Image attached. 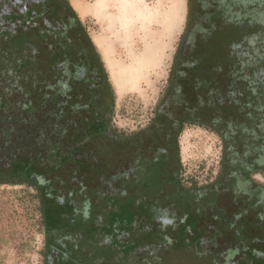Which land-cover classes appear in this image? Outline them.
<instances>
[{
    "label": "rangeland",
    "instance_id": "1",
    "mask_svg": "<svg viewBox=\"0 0 264 264\" xmlns=\"http://www.w3.org/2000/svg\"><path fill=\"white\" fill-rule=\"evenodd\" d=\"M35 1L0 0V49L3 48L0 51V72L4 70L8 73V77L3 81V86L6 87L1 90V93L6 96H12L14 92L18 93L19 91L18 89L12 91L9 80L11 68L14 69L19 62H16V59L19 57L23 59L36 58L41 55V48H37L38 42L34 36L37 35L36 26L31 25L32 16L26 11ZM68 1L88 29L101 55L112 85L114 93L112 125L116 130L126 135L147 128L154 116L156 106L164 96L173 61L181 45L186 27L187 0H140L144 12L150 16V19L146 20L148 23L144 26L140 23L137 24L136 31L132 33L133 36L127 39L123 37L125 32L120 25L111 27L107 19V16L111 14L101 13L102 10L98 8L99 0ZM241 1L244 6L242 10L247 13L248 17L243 18L244 22H240L241 19H239L238 27H244L245 33H248L249 37H253L241 48H237L234 56L237 59L241 58L242 54H249V64H251L253 60H257L253 58L254 49H257L256 52L258 53L264 51V0ZM246 3H249V6L245 5ZM257 14L259 15L255 16ZM247 18L251 19L253 23L257 22L255 20L259 22L255 25L251 24L249 26L251 28L247 29L244 26V23L248 22ZM143 35L160 36L158 54L161 52V58L159 55L161 61L159 65L145 74L146 76L140 77L137 82L131 80L127 73L126 77L117 75L116 69L127 68L132 63L131 55L138 54L143 49L144 44L141 38ZM45 82L43 81V83ZM45 86L36 89L41 93H39L41 97L45 93L50 94V92L45 91ZM62 99L64 96H59L55 98L54 103L60 106L63 102ZM44 102L41 105L42 110L40 108L41 115L43 114L39 122L41 131L38 132L41 142L45 146L59 145L64 137H61V132H52L51 127L60 122V119L58 120L57 113L53 112L51 103H47V105V101L44 100ZM89 115L92 116L90 112ZM77 121H82L83 127L81 128L79 124L76 126L73 146L70 145V138H68L66 148L61 150L54 148L46 155L42 153L41 159L36 161L33 173L39 175L45 172V176H49L47 179L40 180V183L36 184L37 186L30 184L0 185V264H46L47 229L54 240L58 235L79 237V245L83 248L85 246L96 247L102 241L109 239V252L106 254L105 251L104 255L108 258L111 253L119 251L120 255L116 259V264H119L118 262L120 264H134L139 258L151 262L155 256L162 255V250L163 253L168 252L166 256H170L169 261H167L168 264H181L187 259L197 264H213V260L209 256L199 259L193 255L190 256V253L184 254L181 250H176L172 254L174 251L173 244L176 243V239L173 240L172 237L174 238L175 235H170V242L160 241L158 240L159 237H155L157 241L154 240L149 247L141 248L138 255L133 256L132 254V256L123 257L127 254L126 246L128 244L132 243L131 248L134 249L133 245L138 244L139 240H143L144 231L137 228L140 225V220L144 221L143 224L151 226L150 221L154 219V210L157 213L166 211L167 198L162 197L159 205L154 200L159 193L160 195L163 194L162 185L157 188L154 176L150 179L152 184L148 192L137 194H130V187L128 186H132V188L137 185L142 186L143 181L136 185L133 178V184H126L117 178L114 189L121 191L117 194L116 190L112 189V180L109 176L116 178L121 173L127 172L130 169V162L132 163L134 160L133 153L128 154L127 160L129 162L125 161L123 168L119 166L112 168L116 165L117 160H112V163L108 161L110 157L114 159L113 153L109 155L111 144L106 139H99L91 134L90 129L93 130L92 118L85 120L83 116H80ZM79 134L82 135V138ZM77 138L82 147L77 143ZM150 142L151 140L148 138L144 140L143 143L146 148ZM179 144L181 162L184 168L182 177L187 187H191L193 182H197L200 188L212 185L222 170L221 161L224 145L220 136L199 126H189L181 133ZM131 146L132 143L127 142L126 147H119V144H115L113 147L114 151L120 153L124 150L123 148L132 152ZM252 176L256 186L264 189V173L253 174ZM62 182L64 184L67 182L66 186L62 185ZM119 182L122 185L120 188ZM42 184L40 194H43L45 200L43 208L42 199L39 195V185ZM125 186L128 187V190ZM244 189L246 188L238 185L235 191H220L216 208L213 211L208 209L206 211L207 216L201 220V223L204 222V224L217 227L221 232L224 231V222L221 219L217 222L211 219L212 214L220 216L222 211L226 212L229 219H233L235 215L244 212L248 218L252 216L251 221H254L253 215L255 212L259 213L260 210L255 212L252 210V204L247 203L249 194L240 192ZM256 189L259 190V188ZM262 201L264 202V198ZM201 206L202 204H196L198 216L203 213ZM171 213L177 215V217L174 216L176 219L182 212L175 207V210L169 208L168 217H172ZM46 215L53 217L54 226H47L45 223L47 221ZM159 217L164 219L163 215ZM237 217V219H241L239 216ZM257 219H260L259 224L264 226V216L258 214ZM234 229L236 232L233 229L230 230L229 234L224 235L217 242H212V239L207 236L204 250L210 252L211 249L219 248L220 253L218 251V254H223L225 257L230 254L229 250L237 248L240 251L232 254L229 263L246 264L247 258L243 250L249 252L251 249L254 252V258L258 262H264V256H262V251L264 252V230H261L263 231L261 234L259 228H249V223L246 225L237 223ZM249 237L259 238L249 239ZM258 244L261 246L259 245V247ZM52 249L57 251L61 260V263L58 264H80L71 254L66 255L63 250L55 245H52ZM73 253L75 254L76 250H73ZM251 260L253 259L251 258Z\"/></svg>",
    "mask_w": 264,
    "mask_h": 264
},
{
    "label": "trees",
    "instance_id": "2",
    "mask_svg": "<svg viewBox=\"0 0 264 264\" xmlns=\"http://www.w3.org/2000/svg\"><path fill=\"white\" fill-rule=\"evenodd\" d=\"M61 1L80 19L68 0ZM255 21L259 22L258 20ZM257 22L253 23L250 19L249 26L251 24L255 25ZM252 37H249V41ZM256 50L254 49L253 58L257 60H253L251 64H249V54H242V57L233 60L231 65L228 62L227 66L220 67V61L224 62L227 55V53L221 51V48H196L191 51L178 48L164 96L155 108L150 125L139 132L126 135L116 130L112 125L113 88L110 87L112 91L110 92L109 103L105 104L103 110H101L99 101L92 104L93 108L90 111L92 116L90 117L93 120V130L90 129V132L93 136L107 140L109 136L113 135L117 137L116 142L120 143L132 140V149L137 152L138 146L135 141L138 142L140 136L148 134L154 144L158 146L155 150L157 160L165 155L171 159L168 164H172L173 171L169 176L165 178L162 176L163 170L159 167L155 168L148 175V180L142 182V189L144 190L136 189L135 192L130 191L129 193L148 192L152 184L150 179L154 176L157 188L162 185L163 193L155 196L154 200L157 205L161 203L160 199L163 197L167 198V204L172 208L177 203L184 207L181 210V215L179 214L178 218H174L177 223L168 226L167 230L164 231L161 230L160 221L156 220L158 213L154 210V219L150 221L151 226H147L145 223H140L137 226L138 229L144 231L143 240H139L138 244L135 243L133 245L134 249L131 248L132 243L128 244L126 246L128 249L127 254L123 257L132 256V254L133 256L138 255L141 248L153 244L152 242L156 240L155 237H159L158 240L160 241L170 242V235H175L174 238L172 237L173 240L176 239V243H172L174 249L172 254L176 250H181L184 254L190 253V256L193 255L199 259L202 257L208 258L209 256L213 260V264H230L232 254L240 250L237 248L229 250L230 254L225 257L223 254H218L219 248H216V250L211 249L210 252L205 251L206 237L209 236L212 242H217L221 234L222 236L227 235L232 229L236 232L234 228H236L237 223H240V225L249 223V228L256 227L260 231L264 230V226L259 224L260 219H257L258 214L264 216V202L262 201L264 189L256 186L252 179L253 174L264 173V51L258 53ZM55 60L52 53L46 57V60L42 59L41 55L36 58L23 59L19 57V59H16V62H19L14 69L11 68L9 80L12 91L13 89L19 91L18 93L13 91L12 96L1 93V90L6 87L3 86V81L8 77V73L4 70L0 72V185L30 184L37 186L36 184L40 183V180L49 177L45 176V172L39 175L33 173L36 161H39L42 157L41 154L46 155L54 148L55 150L66 148L68 138H70V145L73 146V140L76 136L75 129L77 128L75 116L72 112L75 106L71 104L69 97L65 96L66 91L69 92V89L66 88L59 92L57 88L55 83ZM185 64L187 66L183 67ZM43 78L44 80H42ZM224 79L226 83L221 81ZM43 81L46 82L43 83ZM45 84L47 85L45 86ZM40 86H45V91L50 92V94L45 93L41 97L39 90L36 91ZM171 95L175 96L173 103L168 101ZM46 96L47 99H45ZM59 96H64L60 106L54 103L55 98ZM44 100L47 101L46 104L51 103L53 112H56L58 120L60 119L61 123H55V126L51 127L52 132H61V137H64L59 145L45 146L41 142L38 132L41 131L39 122L43 114L41 115L40 108L42 110L41 105L45 103ZM189 126H199L218 134L224 145L220 175L212 185L202 188L198 186L197 182H193L192 186L188 188L182 177L184 168L180 157L179 137L184 129ZM74 134L75 136H73ZM23 135L25 137H22ZM80 137L82 138V135ZM162 137L164 138L162 139ZM165 138L168 144L165 145L167 152L164 155L160 148L163 146L161 142ZM76 140L79 144V139ZM112 153L114 159L117 160L120 153L114 150ZM116 166L118 165L116 164ZM154 166H157V164ZM29 175L30 178H28ZM125 176L127 174L118 175L116 178L112 177L111 179L120 178V182L134 183L133 180L127 183L124 180L126 179ZM135 182L137 185L140 179L138 178ZM43 184L39 185L42 208L45 200L43 194H40V187ZM61 184L66 186L67 182ZM238 185L246 188L240 192L249 194L247 203L252 204V210L254 212L260 210L259 213L255 212L256 215H253L254 221H251L252 216L248 218L244 212L235 215L233 219H229L225 211L220 212V216L212 214L211 219L214 222L220 219L224 222L223 227L225 230L220 231V234L217 227L204 224V222L201 223V220H204L207 216L206 211L208 209L213 211L216 208L220 191H235ZM118 186H122L121 183ZM128 187L125 186L126 189ZM256 188H259V190ZM165 189L168 190L165 191ZM116 193L119 194L120 191ZM196 204H202V217L198 216ZM237 216L241 219H237ZM46 219L47 221L43 222L48 227L54 226L55 222L51 215H46ZM261 234H263V231H261ZM257 242L259 243V241ZM259 245L261 246V244ZM253 246L256 245L253 244ZM259 247L258 249H260ZM243 251L247 258L246 264H264L263 261L258 262L254 258V252L251 249H249V252ZM163 252L162 250V255L155 256V259L151 262L139 258L136 259L134 264H168L167 261H169L170 256H166L168 252ZM262 256H264L263 251ZM181 264L197 263L187 259Z\"/></svg>",
    "mask_w": 264,
    "mask_h": 264
},
{
    "label": "flooded vegetation",
    "instance_id": "3",
    "mask_svg": "<svg viewBox=\"0 0 264 264\" xmlns=\"http://www.w3.org/2000/svg\"><path fill=\"white\" fill-rule=\"evenodd\" d=\"M242 4L243 2L241 0H187L186 27L179 48L188 51L196 48H221V51L227 53V55L225 56L226 60L224 62L220 61V67L227 66L228 62L231 65L232 61L236 60L234 55L237 52V48H241L244 44L249 42V34L245 33L246 29H244V27H238V20L241 19L240 22H244L243 18H245V16L248 17L247 13L242 10L244 9ZM245 5L249 6V3ZM26 11L32 16L31 25L36 26L35 32L37 35L34 36L37 38V48H41L42 59H45L51 53L56 59L55 83L59 92L66 88L69 89V92L66 91L65 96L67 95L71 104L75 106V109L72 110L75 116V123L77 125L79 124L81 127L83 123L82 121H77V118L83 116V119L89 120V112L92 111V104L94 102L99 101V103H101V110H103L105 104L109 103L112 85L105 70L101 55L88 29L61 0H36ZM247 21L248 22L244 23V26L249 29V18H247ZM186 66L187 64L183 67ZM221 81L226 83L225 79ZM174 100L175 96L171 95V99L168 101L173 103ZM81 107L82 109H80ZM147 138L151 140V137L145 134L140 136L138 142L135 141L138 146L137 152H135V150L133 151L131 146L132 152L129 149L123 148L124 150H122L120 156H118L119 158L115 164L122 167L125 161H128V154L133 153L132 156L134 155L133 162L129 164L130 169L125 173H121V175L127 174V176H125L127 180L124 179L127 183L133 180V178H136L135 181L138 180V178L140 181L144 179L143 182H145L149 178L148 175L158 167L163 170L162 176L165 178L172 173V164H168L171 159L165 155L167 152L165 145L168 144L166 138L161 142L164 147L161 146L160 148L163 152L162 154L165 156L158 160L155 155V150L158 146L151 140L149 146L146 148L143 142ZM163 138L164 137H162V139ZM116 139L117 137L113 135L109 136L107 139L112 149L115 144H119V147H126L127 142H133L129 140L120 143L116 142ZM110 140H112V142H110ZM112 149L109 155L114 150ZM112 160L114 161L115 159L110 157L108 161L112 163ZM155 164H157V166L153 167ZM109 177L112 178L111 176ZM111 180L113 185L112 189H114L116 180ZM138 186L139 185L133 188L144 190L142 186ZM133 188L130 186V191L135 192ZM114 190H116V192L120 191L118 189ZM167 190L168 189H165V191ZM124 193L126 194V192ZM169 207L170 206L167 205L166 211L158 213L156 219L160 221L161 230L163 231L167 230L168 226L177 223L174 219V216L177 217L175 213L171 214L172 217H168L167 213ZM175 207H177L178 211L184 208L181 204L175 205L173 207L174 210ZM170 208L173 209L172 207ZM160 215H163L164 219H161L159 217ZM140 223L143 222L140 221ZM46 236V264L61 263L58 253L55 249H52V245L63 250L66 255L71 254L80 264H116V259H118L120 255L119 251H115L111 253L108 258L105 257V251L106 254L109 252V239L104 242L102 241V243L96 247L85 246V248H83L79 245V237L74 238L69 235H58L54 240V237L48 229ZM222 237L221 234L219 239H222ZM73 250H76L75 254ZM66 261L68 262V260ZM118 263L120 264V262Z\"/></svg>",
    "mask_w": 264,
    "mask_h": 264
},
{
    "label": "bare ground",
    "instance_id": "4",
    "mask_svg": "<svg viewBox=\"0 0 264 264\" xmlns=\"http://www.w3.org/2000/svg\"><path fill=\"white\" fill-rule=\"evenodd\" d=\"M98 8L102 10V14H111L107 16L111 27L120 25L125 32L123 37L126 39L133 36L132 33L136 31L137 24L140 23L144 26L150 19V16L144 12L140 0H99ZM159 37L155 35H143L141 37L144 44L143 49L138 54L131 55L132 63L130 62L131 64L127 68L120 67L118 70L116 69L117 75L126 77L127 73L131 80H136L137 82L140 80V77L148 74L156 65H159L161 61V52L158 54L160 46Z\"/></svg>",
    "mask_w": 264,
    "mask_h": 264
}]
</instances>
